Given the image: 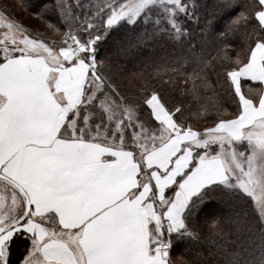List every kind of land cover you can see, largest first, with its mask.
Wrapping results in <instances>:
<instances>
[{
    "label": "snow or ice",
    "instance_id": "6c2138e0",
    "mask_svg": "<svg viewBox=\"0 0 264 264\" xmlns=\"http://www.w3.org/2000/svg\"><path fill=\"white\" fill-rule=\"evenodd\" d=\"M237 8L235 59L190 58L202 129L158 89L128 95L106 51L182 41L197 0H45L51 41L0 10V264H173L217 199L239 235L218 227L204 264H264V0L219 10Z\"/></svg>",
    "mask_w": 264,
    "mask_h": 264
},
{
    "label": "trees",
    "instance_id": "16d2710c",
    "mask_svg": "<svg viewBox=\"0 0 264 264\" xmlns=\"http://www.w3.org/2000/svg\"><path fill=\"white\" fill-rule=\"evenodd\" d=\"M20 5H27L24 9L33 12L45 2V0H18ZM224 0H197L200 7L199 20H191L188 23V32L182 41H172L168 38H158L150 42L147 47L132 48L130 51H119L116 44L106 46L110 53L111 72L115 81L130 96L142 95L143 90L158 89L170 98L172 103L183 104L185 114L193 121L200 120V128L209 126L211 121L203 122V105L207 103L206 97L211 93L202 91L204 99L197 101L189 92L192 88V80L189 74L192 72L191 56L203 55L207 59L215 60L217 68L220 67V59L227 53L235 59L236 53L244 47L243 28L238 32L228 30L229 20L238 14L239 9L220 11V5ZM246 2V0H241ZM22 7V6H21ZM213 13L215 18L213 19ZM48 19L58 23L55 13ZM211 21V23H209ZM45 36L50 35L45 32ZM125 47L127 42L122 41ZM230 45V47H226ZM105 55V49L101 50ZM189 60L185 63V60ZM170 65L172 70H165L163 65ZM133 74L130 80L125 79L126 72ZM210 79L215 81L216 76L209 69ZM126 80L128 83H126ZM221 90L217 89V92ZM225 107L231 110L230 102L224 98ZM200 115H197V113ZM231 208L228 203L217 199V210L213 215H200L199 234L200 240H183L176 242L171 250L170 258L173 264V255L177 254L187 260V264H204L205 258L211 257L208 253L213 247L212 241L219 240L216 235L217 228L222 226L226 232H230L229 239L236 240L239 233L234 230L231 222ZM219 221V224H217ZM231 230V231H230Z\"/></svg>",
    "mask_w": 264,
    "mask_h": 264
},
{
    "label": "rangeland",
    "instance_id": "374dc122",
    "mask_svg": "<svg viewBox=\"0 0 264 264\" xmlns=\"http://www.w3.org/2000/svg\"><path fill=\"white\" fill-rule=\"evenodd\" d=\"M20 4L18 0H0V10H5L12 18L22 21L26 27H29L30 29H37L40 33H43L44 37L49 41L62 39V34H57L48 29L41 21L33 17L31 12L21 7ZM45 32H48L50 35L45 36ZM132 77L133 74L127 71L125 79L130 80ZM127 80L126 83H128ZM173 259L174 262L178 261L180 264H187V260L177 254L173 255Z\"/></svg>",
    "mask_w": 264,
    "mask_h": 264
}]
</instances>
